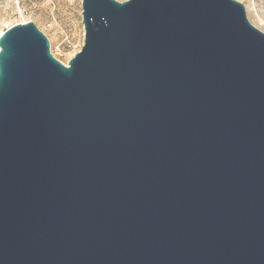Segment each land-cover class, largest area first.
I'll list each match as a JSON object with an SVG mask.
<instances>
[{"label":"water","instance_id":"obj_1","mask_svg":"<svg viewBox=\"0 0 264 264\" xmlns=\"http://www.w3.org/2000/svg\"><path fill=\"white\" fill-rule=\"evenodd\" d=\"M67 65L0 35V264H264V33L236 0H80Z\"/></svg>","mask_w":264,"mask_h":264},{"label":"rangeland","instance_id":"obj_2","mask_svg":"<svg viewBox=\"0 0 264 264\" xmlns=\"http://www.w3.org/2000/svg\"><path fill=\"white\" fill-rule=\"evenodd\" d=\"M236 1L244 5L249 22L264 33V0ZM81 20L80 0H0V32L5 25L32 22L47 37L51 54L64 65L83 47Z\"/></svg>","mask_w":264,"mask_h":264},{"label":"built area","instance_id":"obj_3","mask_svg":"<svg viewBox=\"0 0 264 264\" xmlns=\"http://www.w3.org/2000/svg\"><path fill=\"white\" fill-rule=\"evenodd\" d=\"M11 26H7V25H5L3 28H2V30H1V32H0V35L4 32V31H6L7 29H9Z\"/></svg>","mask_w":264,"mask_h":264}]
</instances>
